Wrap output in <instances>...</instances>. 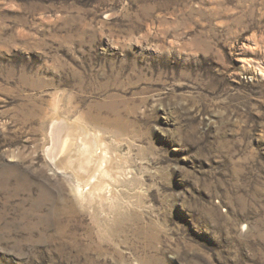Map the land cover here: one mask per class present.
I'll use <instances>...</instances> for the list:
<instances>
[{
    "label": "rangeland",
    "instance_id": "1",
    "mask_svg": "<svg viewBox=\"0 0 264 264\" xmlns=\"http://www.w3.org/2000/svg\"><path fill=\"white\" fill-rule=\"evenodd\" d=\"M0 264H264V0H0Z\"/></svg>",
    "mask_w": 264,
    "mask_h": 264
},
{
    "label": "bare ground",
    "instance_id": "2",
    "mask_svg": "<svg viewBox=\"0 0 264 264\" xmlns=\"http://www.w3.org/2000/svg\"><path fill=\"white\" fill-rule=\"evenodd\" d=\"M50 127V143L44 152L58 173L64 170L66 178L73 183L76 194L80 196L83 192L81 186L84 185L87 173L82 172V169L88 171L87 175L91 174L87 183L85 182L87 190H84V195L93 197L104 187H108L114 171L110 166V153L105 146L102 147L99 137L92 135L87 127L78 122L71 123L60 118L55 119ZM70 170L73 171L72 174L67 172Z\"/></svg>",
    "mask_w": 264,
    "mask_h": 264
}]
</instances>
